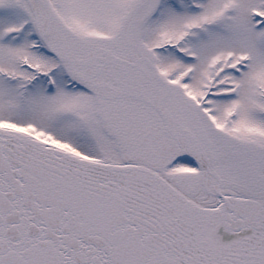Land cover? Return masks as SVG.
<instances>
[{"label":"snow or ice","instance_id":"snow-or-ice-1","mask_svg":"<svg viewBox=\"0 0 264 264\" xmlns=\"http://www.w3.org/2000/svg\"><path fill=\"white\" fill-rule=\"evenodd\" d=\"M0 264H264V0H0Z\"/></svg>","mask_w":264,"mask_h":264}]
</instances>
